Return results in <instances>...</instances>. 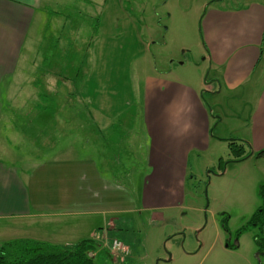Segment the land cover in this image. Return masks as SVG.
I'll return each instance as SVG.
<instances>
[{"label": "crops", "instance_id": "0c3cea01", "mask_svg": "<svg viewBox=\"0 0 264 264\" xmlns=\"http://www.w3.org/2000/svg\"><path fill=\"white\" fill-rule=\"evenodd\" d=\"M70 1L0 0V224L12 223L5 225L19 228L22 239L28 223L46 228L52 237L66 241L42 243L60 248L74 247L76 243L71 244L70 238L78 240L88 235L82 240L88 239L96 227L102 232L98 237L104 241L103 234L117 229L118 222L126 224L127 219L121 216L128 213L129 207L142 215L151 209L179 205L185 157L190 151L208 148L210 125L206 107L192 88L165 81L149 87L141 100L148 118L145 124L150 127L146 130L150 151L145 161L151 175L143 178L140 193L136 176L116 187L110 175L116 167L134 168L128 158L131 151H125L129 141L124 132L119 145L111 148L117 128L103 112L109 104L86 103V92L79 90L78 84L87 72L77 71V64L72 69L69 64L89 61L85 55L91 53L84 32L102 30L107 0H86L98 5L91 12L96 15L94 23L72 21L73 16L67 14L75 10L80 15V9L72 8ZM72 2L74 6L79 4V0ZM243 2L242 6L227 5L209 11L204 35L207 62L214 69V86L219 93L253 95L248 108H238L241 115L237 120L244 123L245 136L234 140L247 143L251 156H256L264 149V66L258 69L264 62V4L259 0ZM40 14L44 15L42 22ZM42 37L44 55L38 57L33 47L42 42ZM37 61L44 62V68L38 67ZM21 62L38 69L16 72ZM254 73L259 74L262 83L247 86ZM73 75L84 100L78 98L75 105L47 101L48 92L54 93V76L56 86L69 88ZM43 81L45 89L36 90ZM198 82L192 79V83ZM204 88L211 90L207 84ZM25 90L30 91L28 94L44 93L47 102L27 104L28 100L20 96ZM124 157L126 162L115 161Z\"/></svg>", "mask_w": 264, "mask_h": 264}, {"label": "rangeland", "instance_id": "374dc122", "mask_svg": "<svg viewBox=\"0 0 264 264\" xmlns=\"http://www.w3.org/2000/svg\"><path fill=\"white\" fill-rule=\"evenodd\" d=\"M72 1L76 0L70 1L72 8L80 9V15L75 10L67 14L73 16L72 21L95 22L96 15L91 12L98 5L79 0V4L74 6ZM117 1L107 0L102 30L84 32L91 53L90 56L85 55L90 58L89 61L72 63L74 66L77 64V71L87 72L78 84L79 90L86 92V103L99 101L109 104L108 110L103 112L117 128L111 148L119 145L124 132L129 141L125 151H131L128 158L134 168L130 171L128 166L118 165L110 174L113 183L119 187L136 176L140 193L143 178L151 175L145 161L150 151L146 130L150 131V127L145 124L148 118H145L141 98L149 87L160 86L164 81L192 88L200 103L204 104L210 124L209 145L206 150H193L185 157V166L181 169L183 176L179 205L151 209L142 215L129 207L128 213L121 216L127 219L126 224L118 222L117 229L107 235L104 233L106 238L102 239L105 241L98 237L102 235L98 227L94 229V234L88 237L95 243L89 253L94 264H264V255L255 242L256 237L262 239L264 236L260 225L252 223L256 212L264 207V198L260 196L264 190H261V186H264V156H251L244 142V152L249 153L245 159L233 160L229 150L231 140L245 136L244 123L237 120L241 115L238 108L242 105L248 108L247 103H253V95L244 97L241 92L234 95L226 91L219 93L214 86V69L211 70L207 62L204 35V22L209 11L227 5L242 6L243 0ZM259 1L264 4V0ZM42 18L44 15L40 14L39 22L43 21ZM63 33H68V30ZM42 38V42L33 47L38 57L44 55ZM36 64L44 68V62L37 61ZM262 66L264 62L258 69ZM38 67L21 62L16 72L24 68L29 73ZM52 70H57L55 65ZM258 75L254 73L247 86L257 87L259 82L262 83ZM194 78L200 82L192 83ZM76 81L77 77L73 75L69 88L60 84L56 86L58 80L54 76V93L51 95L48 92L47 101L53 99L56 105L67 102L75 105L79 103L78 98L84 100L78 94ZM205 84L211 90L205 91ZM43 85L36 90L45 89V81ZM27 92L30 91L25 90L20 95L30 100L26 101L27 104L47 102L43 99L44 93L37 95L33 91L31 94ZM10 102L15 101L10 99ZM93 117L96 118L94 112ZM219 117L222 123H219ZM149 121L152 123L153 119ZM73 127L76 128V125ZM67 142L65 138L63 144ZM112 152L117 153L115 150ZM116 160L121 163L128 159ZM5 224L12 223L0 224V249L8 242L23 240L19 228L9 229ZM17 224L23 223L18 221ZM28 225L24 240L66 241L52 237L46 228ZM79 232L83 234L84 231L80 228ZM86 237L78 240L70 238L68 241L77 244ZM114 239L128 251L116 260L110 249Z\"/></svg>", "mask_w": 264, "mask_h": 264}, {"label": "trees", "instance_id": "16d2710c", "mask_svg": "<svg viewBox=\"0 0 264 264\" xmlns=\"http://www.w3.org/2000/svg\"><path fill=\"white\" fill-rule=\"evenodd\" d=\"M72 69H76L72 63ZM77 73V71H76ZM229 150L233 160H243L248 154L244 152V143L239 140L229 142ZM258 157L264 156V149L255 154ZM264 186H261V190ZM264 198V190L260 192ZM252 223L260 225L264 236V207L260 208L252 218ZM256 244L260 248V253L264 255V238H255ZM95 245L93 240L85 239L78 242L72 248H60L47 243L31 240H14L6 243L0 249V264H94L91 250Z\"/></svg>", "mask_w": 264, "mask_h": 264}, {"label": "built area", "instance_id": "2783aa9c", "mask_svg": "<svg viewBox=\"0 0 264 264\" xmlns=\"http://www.w3.org/2000/svg\"><path fill=\"white\" fill-rule=\"evenodd\" d=\"M111 250L113 253H115V252H123L125 249L123 248L122 244L119 241L114 240L111 244Z\"/></svg>", "mask_w": 264, "mask_h": 264}, {"label": "water", "instance_id": "95a60500", "mask_svg": "<svg viewBox=\"0 0 264 264\" xmlns=\"http://www.w3.org/2000/svg\"><path fill=\"white\" fill-rule=\"evenodd\" d=\"M250 155H252V152L250 153Z\"/></svg>", "mask_w": 264, "mask_h": 264}, {"label": "bare ground", "instance_id": "6f19581e", "mask_svg": "<svg viewBox=\"0 0 264 264\" xmlns=\"http://www.w3.org/2000/svg\"><path fill=\"white\" fill-rule=\"evenodd\" d=\"M127 251V250H126ZM128 252V251H127Z\"/></svg>", "mask_w": 264, "mask_h": 264}]
</instances>
